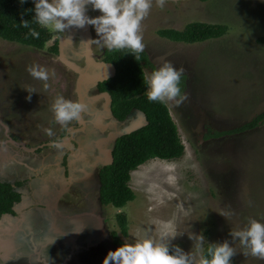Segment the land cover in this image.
I'll list each match as a JSON object with an SVG mask.
<instances>
[{"label":"rangeland","instance_id":"rangeland-1","mask_svg":"<svg viewBox=\"0 0 264 264\" xmlns=\"http://www.w3.org/2000/svg\"><path fill=\"white\" fill-rule=\"evenodd\" d=\"M86 14L91 17L101 15L90 6ZM196 22L225 25L228 32L219 39L193 45L174 43L158 36L159 30L182 31L186 25ZM88 26L92 60L99 61L105 47L94 41L99 37L94 26ZM46 29L52 39H66L70 32L75 33L73 46L65 51L68 60L82 72L87 64L82 56L81 29L71 27L66 32ZM142 35L145 44L143 52L155 69L169 61L177 68L186 69L180 88L189 99L179 107L174 103L166 104L184 146L183 156L174 161L150 160L132 172L129 187L135 199L122 210L92 203L94 206H90L87 214L93 211L102 218L106 236L101 234L96 221L85 218L82 220L85 240L82 245L76 244L80 249L70 259L68 252L60 258H68L67 264H74L73 261L78 259L79 264H103L108 252L118 248L113 244L111 235L117 232L119 239L129 244L175 235L170 240V251L179 247L185 253H193L196 259L207 245L228 241L237 252L232 264H264V259L253 257L238 239L234 240L230 235L232 231L246 228L250 219L264 223V119L257 128L242 134L206 138L207 134L237 129L264 113V0H167L163 8L153 0V7L142 22ZM52 43L50 40L43 50H35L0 40V79L6 74V85L10 89L1 90L4 84L0 83V111L5 91L11 98L9 112L16 109L21 120H31L8 124L34 129L28 134L25 131L20 133L21 137L34 134L26 140L27 143L23 144L18 137H12L15 142H8L3 122H0L1 157L3 153L4 156L15 153L19 157H40L39 160L50 156L48 158L53 162L54 156H62L66 150L65 145L56 147L57 143H62L60 141L52 144L53 140H58L56 137L60 132L52 104L61 95L77 102L74 94L77 76L65 68V78L53 71L62 66L49 55L48 48ZM33 65L47 70V81L34 79L29 74L27 68ZM22 69L26 77L24 81L33 82L35 88L32 91L37 96L30 105V113L12 90L17 84L15 78L22 77ZM89 71L87 74H90ZM95 72L92 70L91 73ZM144 73L147 80L152 72L145 68ZM26 83L22 86L29 89ZM91 96L92 91L87 94L88 98ZM101 104L98 102L94 107L101 111ZM85 105H89L86 99ZM94 116L84 115L83 120H92ZM138 121L140 118L132 114L123 124L105 118L94 128L87 126L84 141L75 136L78 142L81 140L80 144L88 147L85 152L77 151V159L88 158L86 165L95 166L92 160L99 152L94 141L112 134L120 135L130 123ZM74 124L75 121L70 126ZM46 129H51L53 134L48 135ZM105 147L113 148V142ZM69 148L73 149L72 146ZM70 157L68 162L71 166L74 163L76 168L82 167V162H72ZM99 168H88L92 178L94 176L87 186L93 199L97 197ZM76 210L83 211V207ZM119 213L127 218L126 237L120 235L116 225L115 216ZM95 232L97 235H93ZM201 235L204 237L203 248L198 247Z\"/></svg>","mask_w":264,"mask_h":264},{"label":"trees","instance_id":"trees-1","mask_svg":"<svg viewBox=\"0 0 264 264\" xmlns=\"http://www.w3.org/2000/svg\"><path fill=\"white\" fill-rule=\"evenodd\" d=\"M206 2L207 0H200ZM35 4L26 0H0V40L35 50H43L51 40V34L33 20ZM22 20L30 22V28H35L39 39L29 35L30 28H24ZM228 28L225 25L191 23L182 31L164 29L158 31L162 39L174 43L198 44L225 36ZM57 47L52 49L57 52ZM137 61L130 50L106 51V61L114 70V76L98 85L102 93H107L111 99V115L119 122L125 121L132 113L144 115L146 124L139 130L118 137L112 149L113 162L99 170V201L103 207L122 210L135 199L129 187L131 173L141 165L154 159L174 161L183 156L182 145L176 125L174 124L166 104L150 102L147 98V80L144 69L153 72L154 65L145 52L139 54ZM264 119V113L243 126L220 133L207 134L206 138H220L245 133L257 128ZM15 186H18L16 184ZM20 201V194L8 183L0 182V219L3 215L12 214L13 206ZM116 225L121 236L128 233L127 218L124 214H116ZM113 244L120 247L124 244L117 232H112ZM207 245L201 255H207Z\"/></svg>","mask_w":264,"mask_h":264},{"label":"clouds","instance_id":"clouds-1","mask_svg":"<svg viewBox=\"0 0 264 264\" xmlns=\"http://www.w3.org/2000/svg\"><path fill=\"white\" fill-rule=\"evenodd\" d=\"M26 0H20L25 3ZM35 16L32 21L41 27L66 32L71 27L84 28L94 26L99 39L94 40L107 50H130L139 61L140 53L145 50L142 35V22L149 15L153 0H33ZM167 0H155V4L163 8ZM89 6L101 15L91 17L86 13ZM24 28H30V22L22 20ZM29 35L39 39L40 33L30 28ZM29 74L37 80L47 81L48 72L40 65L27 68ZM184 67L177 68L170 61L162 64L147 78L146 95L150 102L163 104L174 103L181 106L189 99L187 93L180 88L181 77L185 74ZM47 88V84H45ZM31 93V92H30ZM28 99H31L29 96ZM83 102L57 96L52 104L55 121L65 129L73 122H79L86 111ZM52 135L51 129L45 130ZM56 147H60L57 143ZM233 239H238L243 248L253 257L264 259V223L250 219L246 228L232 231ZM175 235L160 240H137L134 244L124 243L115 251H109L103 264H232L237 254L228 241L210 244L207 255L196 259L193 253H185L179 247L170 251V240ZM198 247L203 248L204 237L198 238ZM247 254V253H246Z\"/></svg>","mask_w":264,"mask_h":264},{"label":"flooded vegetation","instance_id":"flooded-vegetation-1","mask_svg":"<svg viewBox=\"0 0 264 264\" xmlns=\"http://www.w3.org/2000/svg\"><path fill=\"white\" fill-rule=\"evenodd\" d=\"M50 33V32H49ZM51 34V33H50ZM70 34H73V38L71 40L70 44H66L64 46V54L65 56L68 58L67 56V51L66 48L73 46V41H74V36L75 33L72 31L70 32ZM69 36L66 38L68 39L70 37ZM65 38H57V39H52L51 36V40L53 41L52 45L48 48V52L49 55L54 57L56 59V62L58 63L59 66H62L61 69H56L53 71L55 73H58L60 75V77H64V69H67L70 72V69H68L66 66H64L60 60H59V54H60V44H61V40H66ZM57 47V52L53 53L52 49L55 47ZM91 48V46H90ZM69 53L71 54V51L68 50ZM92 51V50H91ZM106 51L107 49L105 48L102 52L101 55V59L99 61H94V63H98V64H103L104 67L99 70V69H95L94 67L90 66L88 68V66L86 65L85 68L82 70V72L85 71H89L90 69L92 70H96L95 73L99 72L101 77L103 78H108L107 80L111 79L115 72L113 69V66L108 63L106 61L107 56H106ZM93 56V53H92ZM83 59L85 60V58L83 57ZM86 62V61H85ZM89 69V70H88ZM23 70V69H22ZM60 70L62 72H60ZM91 70V72H92ZM90 71L89 73L92 74ZM25 73L24 70L22 71V77L20 78H15V81L17 82V84L13 85V92L15 93L14 96L16 94H18V99L20 98V103L22 106H25V108L28 110V112L30 113L31 111V103L37 99V96L35 97L34 93L32 90L33 89V82H25L24 80H26L25 75L23 74ZM74 73V72H73ZM76 74V73H74ZM113 75V76H112ZM20 76V75H19ZM77 76V80L74 84V94L76 97V100L78 102V95L76 93V84L78 81V75ZM112 76V77H111ZM20 79V81H19ZM105 80V81H107ZM103 81V82H105ZM7 79H6V74L5 76H1L0 79V83L4 84L3 87L1 88V90H9L8 86L6 85L7 83ZM64 82L67 83V80L65 79ZM101 82V83H103ZM23 83H26V85H29V89L26 88V86H22ZM100 83H97L95 85H93L92 87L89 88V92L92 91V96L90 98L86 97V100L88 102L89 105L87 108V113L84 112L82 114V116L84 117V115H89V116H94L92 118V120H83V118L79 121V122H83L84 124H80L79 122L75 121V124L73 126H68L67 129H65L64 127H62L60 124H58L59 128H60V132L57 134L58 140L56 141H52V144H54L55 142H62V144L65 142H68L65 145L66 150L63 152L62 154V166H63V176L65 177V179L68 178L69 174L71 173V171L73 172H79V170L81 169V171L83 172V170L85 168H89L91 169L92 167L86 165L87 164V159L84 158L82 159L81 157H79V159H77L76 153L77 151H83L85 152L86 149H88V147L84 144H80L82 143L81 140L80 142H78L76 140L75 136H79L80 139H82L83 141L86 139L85 135V131L87 126H91V127H96V123L101 122L103 119H108L111 118L113 121L119 122L116 119H114L111 115V109H110V105L108 106V108L110 109V114L107 112L106 110V105H107V101L106 99L103 97V94H107V93H102L100 92V90L98 89V85ZM35 88V87H34ZM19 89V90H18ZM4 91V100H3V105H2V109L0 111V122L2 123V126L4 127L3 131L6 132V138L8 139V142H15L12 137H18L20 139V141H22V143H27V139H31V137L34 136V134H31L30 136L26 135V137H21L19 136L20 133H22V131L27 132L26 134H28L29 132H32V130L34 129H27L22 128L21 126L17 125V124H8V122H29L31 120H21L20 116L17 114L19 111H16V109L14 110V112H9L10 109L8 110V103H10L11 98H9L10 96L8 95V92ZM31 92V93H30ZM66 92H70V88L69 91ZM88 92V93H89ZM11 94V93H10ZM108 95V94H107ZM31 97V99H28V97ZM33 96V98H32ZM109 96V95H108ZM110 97V96H109ZM36 98V99H35ZM90 99V100H89ZM14 100V99H13ZM111 100V99H110ZM15 103L16 100H14ZM98 102H102L101 104V111H98L94 105H96ZM27 103V104H25ZM36 103V102H35ZM12 107V105H11ZM101 112V114L99 115L98 113ZM14 114L16 117H14ZM97 114V115H96ZM90 122V123H88ZM90 127V128H91ZM72 130V132H71ZM10 133V135H8ZM75 134V135H74ZM77 136V137H78ZM10 140V141H9ZM47 141V140H44ZM69 146H72L73 149H70ZM64 147V146H62ZM84 149V150H83ZM71 156L70 158L71 161H80L82 162V167L80 168H76V165L73 163L72 166L70 165V163L68 162V157ZM24 168V167H23ZM87 168V169H88ZM101 168V167H100ZM83 169V170H82ZM88 169V170H89ZM100 170V169H99ZM80 171V172H81ZM12 176H13V181L5 178V177H0V182L1 183H8L10 184L14 190L20 194V201L18 203H16L13 206V213L12 214H7V215H3L0 219V223L2 224V230H1V239L3 242H9L10 240V244L8 243V246L5 247L4 249H6V251H8V254L11 252L12 253V257L5 263L2 264H67V261L72 258V256H74V253L76 252V250L78 251L80 249V247H78L76 244L78 245H82L83 240H85L86 234H85V229L82 225V220L85 218H90L91 220H93L92 216H86L87 212L84 213V209L83 211L80 210H76L78 209V207H84L83 204V199H84V194L81 190V188H77V190L75 192H72L71 195L66 198V202L69 203L70 206H72V210L71 212H66L64 211V207L63 212L64 214L57 216V218H62V220L65 222L62 226L60 225V233L59 232H49L48 228L52 223V218L48 219L45 218V214H41L39 211H37V209H45L43 207L44 204H48L46 202H52L51 200H53L54 198H52V194H50L49 190L46 187H42L40 186L39 189L36 188H32L33 185V181L37 179L32 176L31 178H26V179H20L19 174H17L15 171H11ZM83 174V173H81ZM99 174V172H98ZM16 184H18V186H15ZM37 187V186H36ZM87 187V186H86ZM51 189V188H50ZM52 191H54V189H51ZM34 191L36 196L34 195ZM50 194V195H49ZM49 195V196H48ZM36 198H40L42 200V205H38L37 207H35V203L34 200ZM48 199L50 201H48ZM22 203H27L30 204L29 208H27L24 211V215L23 217H21V215L19 214L18 211H16L17 206H21ZM75 205V206H74ZM62 212V211H61ZM85 214V215H84ZM20 217L22 219H20ZM50 217V216H49ZM45 224H48V228L47 231L44 232L42 229L43 227H46ZM42 228V229H40ZM69 231V233H68ZM49 232V233H48ZM49 237L48 238V235ZM73 235V236H70ZM85 234V235H84ZM70 238V239H69ZM78 242V243H76ZM67 253V257L69 258H60L61 255H63V253ZM74 264H79V259L78 260H74L73 261ZM72 264V263H71Z\"/></svg>","mask_w":264,"mask_h":264},{"label":"crops","instance_id":"crops-1","mask_svg":"<svg viewBox=\"0 0 264 264\" xmlns=\"http://www.w3.org/2000/svg\"><path fill=\"white\" fill-rule=\"evenodd\" d=\"M2 155V154H1ZM13 155V156H11ZM11 155H5L4 153L1 157L0 160V177H5L10 180H14L11 171H15L17 174L21 175L20 179H26V178H31L34 176L37 179L33 181L32 188L39 189L40 186L46 187L52 194L53 200L52 202H46L48 204H44L43 207L45 209H37L41 214H45V218L48 217V219L52 218V223L48 228V224H45L46 227L40 228L44 232L47 231V228L49 232H59L60 233V225L62 226L65 222L62 220V218H57V216L64 214L63 212V207L64 211L66 212H71L72 206L69 205L68 202H66V198H68L72 192H75L77 188H81L83 194H84V199H83V204L84 207L83 209L85 210L84 213L87 212L89 208L94 206L92 203L98 205L99 207H103L100 202H99V176H98V187H97V197L96 199L92 198V192L86 187L90 184L92 181V174L89 172L88 169H81L79 170L78 173L76 172H71L68 176L67 179L63 176V168H61L62 162H59L60 164L50 162L51 160L49 159H42L39 160L40 157H19L15 153ZM24 167V168H23ZM81 171V172H80ZM83 173V174H81ZM98 174V171H97ZM40 185V186H39ZM37 186V187H36ZM54 189L52 191L51 189ZM49 194V195H50ZM34 195L35 191H34ZM48 195V196H49ZM48 201H50L48 199ZM35 207L38 205H42V200L40 198H36L34 200ZM30 204L27 203H22V205L17 206L16 211L19 212L21 217L24 215V211L29 208ZM75 206V205H74ZM91 206V207H90ZM106 208V207H104ZM62 211V212H61ZM50 216V217H49ZM20 217V219H22ZM60 217V216H59ZM1 230H2V224H0V239H1ZM48 232V233H49ZM48 238L49 237V234ZM2 244L4 242L0 240Z\"/></svg>","mask_w":264,"mask_h":264},{"label":"water","instance_id":"water-1","mask_svg":"<svg viewBox=\"0 0 264 264\" xmlns=\"http://www.w3.org/2000/svg\"><path fill=\"white\" fill-rule=\"evenodd\" d=\"M172 1H177V0H172ZM80 29L82 31L81 32V35H82L81 38H82V44H83L82 56L85 58L87 66L88 67L92 66L94 68H98L99 70H101L104 67V65L98 64V63L96 64L92 60V52H91V48H90L91 36H90V32H89V26L86 25L84 28H80ZM72 38H73V34H70V37L68 39L60 41L61 44H60L59 60L64 66H66L68 69H70L71 71H73L74 73H76L78 75V81L76 84V93L78 95V102H83L85 104V99H86L87 94L89 92V88L92 87L93 85L97 84V83H101V82L107 80L108 78L105 79V78L101 77L100 73L87 74V71L81 72V70L79 69L78 66H76L74 63H72L70 60H68V58L64 54V46L66 44H70ZM114 72H115V70H114ZM103 97L107 101L106 110L110 114V109L108 108V106L110 105V102H111L110 97L107 94H103ZM132 114H135L136 117L140 118V121L130 123L128 128L125 129L124 133H122L120 135H116V136H114L112 134V135H109V137H107V138H98L97 140L94 141V146L99 153L97 155H95L94 159L92 160L93 163L96 164L92 168H95L97 166L98 167L99 166L104 167V166L111 165L113 162V158H112V149L113 148L112 147L106 148L105 146L111 142H113V146H114V143L118 137H120L124 134H130L132 132H135V131L139 130L140 128H142L146 124V120H145V117L143 114H141L140 112H137V111L132 113ZM123 122H115V123H117V124L122 123L123 124ZM79 123L84 124L82 121ZM71 132H72V130H71ZM67 142H68V140H67ZM99 145H101V147ZM60 146L62 147L64 145L61 143ZM48 157H50V156H48ZM48 157L46 156V157H44V159H49ZM86 159L88 160V158H86ZM61 160H62L61 155L60 156L57 155V156H54L52 161H53V163L60 164L59 162H61ZM99 163L101 165H99ZM61 168H63L62 164H61ZM99 169H98V172H99ZM76 173H78V172H76ZM86 216H88V217L92 216L93 221H96V224L98 223L99 230H100L101 234L106 236L103 232V220H102V218L100 216H98L93 211L91 213L87 214ZM98 225H97V227H98ZM97 227L95 229H97ZM93 235H97V233L95 232ZM0 240H2V239H0ZM10 241L8 242L9 244L11 243ZM8 243L4 242V244H2V242L0 241V264H2L4 262L6 263L12 257V253L10 252L8 254V251H6V249H4L5 247L8 246Z\"/></svg>","mask_w":264,"mask_h":264}]
</instances>
